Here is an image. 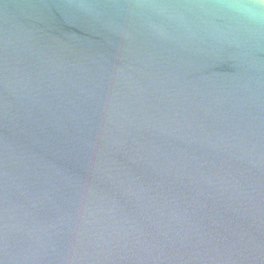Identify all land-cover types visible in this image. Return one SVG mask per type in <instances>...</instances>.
Here are the masks:
<instances>
[{"label":"water","instance_id":"water-1","mask_svg":"<svg viewBox=\"0 0 264 264\" xmlns=\"http://www.w3.org/2000/svg\"><path fill=\"white\" fill-rule=\"evenodd\" d=\"M258 12L0 0V264H264Z\"/></svg>","mask_w":264,"mask_h":264},{"label":"clouds","instance_id":"clouds-1","mask_svg":"<svg viewBox=\"0 0 264 264\" xmlns=\"http://www.w3.org/2000/svg\"><path fill=\"white\" fill-rule=\"evenodd\" d=\"M261 3L264 4V0H261ZM223 7L231 12H234L240 15H247L249 12L248 7L242 4H226V5H223ZM253 18L258 23L264 21V12H258Z\"/></svg>","mask_w":264,"mask_h":264}]
</instances>
